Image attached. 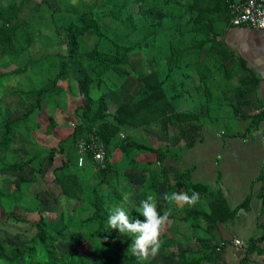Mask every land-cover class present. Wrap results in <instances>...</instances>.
<instances>
[{
  "label": "trees",
  "instance_id": "16d2710c",
  "mask_svg": "<svg viewBox=\"0 0 264 264\" xmlns=\"http://www.w3.org/2000/svg\"><path fill=\"white\" fill-rule=\"evenodd\" d=\"M29 1L0 5V87L16 85L14 92L27 104L14 118L11 108L0 102V161L18 136L31 153L24 160L6 158L0 163V174L16 175L13 193L12 187L8 192L0 188V213L20 222L32 223L37 213L39 218L30 240L0 241V264H150L151 258L139 261L127 251L133 237L112 230L107 220L117 207H123L130 220H143L137 208L148 195L156 198L161 215L168 211V220L173 219L161 194L165 187L169 196L199 193L203 201L187 205L182 218L194 229L205 222L209 231L232 221L237 212L221 187L194 182L191 169L172 175L166 161L173 148L137 141L134 133L174 132L179 159L196 146L213 118L241 117L245 101L240 98L253 97L257 81L227 69L230 53L219 38L231 24L229 3L234 0H39L31 17L22 20L20 13ZM49 28L53 35L43 37ZM38 37L43 48L51 50L40 58L30 51ZM74 98L81 100L79 106ZM68 114L75 126L64 128L59 118ZM247 120V133H253L264 113ZM91 137L105 146L104 170L91 162L78 166L77 143ZM57 155L64 159L48 180L45 163ZM131 168L142 172L143 184L134 185L128 176ZM43 179L46 188L37 190ZM260 181L264 185V176ZM44 194L54 203V219L45 214L50 210L41 198ZM249 203L250 198L243 207ZM19 207L24 216L15 212ZM260 228L240 264H256L258 255L264 262L259 246L264 225ZM71 238H78V244L62 250ZM198 243L196 249L179 250L176 239L165 240L167 260L209 264L229 245L222 242L220 248L222 243L211 239Z\"/></svg>",
  "mask_w": 264,
  "mask_h": 264
},
{
  "label": "crops",
  "instance_id": "0c3cea01",
  "mask_svg": "<svg viewBox=\"0 0 264 264\" xmlns=\"http://www.w3.org/2000/svg\"><path fill=\"white\" fill-rule=\"evenodd\" d=\"M219 39L222 40L224 49L230 53L227 69L231 74H238L239 78L246 75L254 78L257 81L256 92L253 97L246 95L240 98L245 101L241 106L240 118H224L226 122L211 118L196 146L185 150L179 159L174 153L179 145L177 135L174 132H170V137L164 135V138H174L171 145L173 153L167 159L169 164L166 161V166L172 175L177 171L191 169L194 182L207 184L215 189L221 187L232 211L237 213L232 221L218 224L209 231L205 222L200 228L194 229L182 219L187 204L169 202V209L174 218L169 219L162 230L164 233L170 232V236L162 233L160 236L162 246L157 256L162 258H159V264L178 261V258L167 260L170 251L164 242L170 238L177 240L176 247L179 250L196 249L201 239H211L218 245L227 242L229 245L224 248L220 246L217 260L209 264H240L248 241L257 237L262 231L260 227L264 225V185L263 181H260L261 176H264V120L259 129L247 133L250 123L247 117L264 113V30L246 26L235 27L230 24L222 29ZM232 84L237 86L238 79L234 78ZM219 123L220 129L216 131L218 126L215 124ZM63 159L62 155H57L54 160H47L55 164L51 170L52 179L53 170ZM133 171L140 177L138 183L143 184L145 178L142 172ZM165 188L161 191L162 197L165 195ZM248 198L250 203L245 209L243 204ZM202 201L199 199L197 204ZM190 232H199V235L191 236ZM226 234L229 236L226 237ZM233 239L243 241L244 245L231 244ZM259 246L264 251V242ZM261 257L258 255L256 264H264L260 260ZM151 259L154 261L155 258Z\"/></svg>",
  "mask_w": 264,
  "mask_h": 264
},
{
  "label": "rangeland",
  "instance_id": "374dc122",
  "mask_svg": "<svg viewBox=\"0 0 264 264\" xmlns=\"http://www.w3.org/2000/svg\"><path fill=\"white\" fill-rule=\"evenodd\" d=\"M39 0H30L24 10H22V12L20 13V17L22 20H26L29 17H31V15L34 13L33 8L39 3ZM85 1H90V0H85ZM16 2L18 3L19 0H0V5L1 6H8L9 3H13ZM38 2V3H37ZM75 2H77V0H75ZM54 30L52 28L49 29H44V33H43V37L50 36L51 34L53 35ZM39 38V37H38ZM42 40L39 38L38 41L35 43V45L31 48V53L33 55H35V57L40 58V57H44L45 55H47L51 50H47L45 48H43L42 46ZM66 43V42H64ZM63 47H65V44L63 46H61L60 49H62ZM16 66H11V68H14ZM23 82V80H21ZM17 84V81H16ZM16 85L12 86H8L7 88L4 87H0V92L3 91V89H5L2 93H0V102L7 104L11 110H12V117L17 118L19 116H21L26 110H27V104H25L23 102L22 99H20L18 97V95L14 92V88ZM183 101V99L181 100V102ZM66 99L62 101L61 106L66 107ZM73 104L79 106L81 104V100L79 98H74L73 99ZM46 110H48V112L50 111L49 109L46 108ZM48 112H44V113H48ZM233 117L230 116V119H232ZM62 120L63 122V127H68L70 126L71 121L73 120V118L68 114L66 115L64 118L61 117L59 118ZM229 120V119H228ZM224 121V120H223ZM226 122V121H224ZM223 122V123H224ZM208 124V123H207ZM220 123L219 124H215V126H218V130L220 129ZM207 126V125H206ZM149 130H146L144 132H136L134 133L136 135V137L138 138L137 141H144L147 142L149 144H153L155 147H162V146H171L173 144V140L174 138H164V135L162 133H160L159 130L155 129V130H151L150 132H147ZM26 140L25 139H21V137H17L15 142L13 143V145L11 146L10 151H8L6 153L5 160L4 161H0V163L6 161L7 158V162H10L14 159H19V160H24L27 158V156H30V152L28 151L29 146H27V144H25ZM53 142V141H52ZM55 143V142H54ZM169 144V145H168ZM1 156V155H0ZM3 157V156H2ZM64 158V157H63ZM4 159V158H3ZM167 164H169V162L167 161ZM57 165V164H56ZM45 178L47 176V179H52L51 177V170L53 169V167L55 166V164H51V161H47V164L45 165ZM26 175V173H25ZM3 176V177H1ZM128 176L130 178H132L134 185L138 186L141 185V183L139 184L138 182L140 181V177L139 175L135 174L134 171L131 169L128 170ZM0 188L3 189L4 191L8 192L7 188H11L13 186V183L16 179V175L15 173L9 172V171H5L4 173L0 174ZM207 178H205L206 180ZM135 180H139V181H135ZM204 181V180H203ZM40 186H37V190H42L43 188H46V181L43 179L39 182ZM12 185V186H11ZM13 187L10 190V193H13ZM32 193V192H31ZM42 199L45 200V205H49L48 209L50 211H48L49 213H45L48 217V219H54L56 216V212H55V206L53 201L51 203H48V197L47 195H43L41 197ZM180 205V204H179ZM50 207L55 208L53 211H51ZM17 214L24 216V213L22 212L21 208H17L15 211ZM39 218L38 213L33 215V220L32 223L30 222H20L17 221L13 216H11L8 213H0V241H4V242H9V243H13V244H22L28 240H30L37 232L34 221H36ZM195 233L197 235H199V232H190V235L193 236L195 235ZM162 234H166L170 236V232H165L162 231ZM226 237H228L229 235L226 234ZM237 239H233L231 241H235ZM79 239L78 238H71L69 241H67L64 245L62 250L66 251L69 248L75 246L76 244H78ZM162 258V256H160ZM158 256L155 257L154 261H151V264H159L158 261L160 260ZM163 260V259H162Z\"/></svg>",
  "mask_w": 264,
  "mask_h": 264
},
{
  "label": "clouds",
  "instance_id": "9594fccd",
  "mask_svg": "<svg viewBox=\"0 0 264 264\" xmlns=\"http://www.w3.org/2000/svg\"><path fill=\"white\" fill-rule=\"evenodd\" d=\"M261 27H264V21H261ZM164 199L170 203L195 206L199 200V193L193 191L191 196L183 192L172 193L170 196L165 194ZM137 211L143 220L132 221L123 207H117L109 215L107 224L112 230H118L120 234L133 237L127 251L137 260L147 261L149 258L154 259L159 253L162 246L160 236L170 213L165 211L163 215L160 214L153 195H148L146 199L141 200Z\"/></svg>",
  "mask_w": 264,
  "mask_h": 264
},
{
  "label": "built area",
  "instance_id": "2783aa9c",
  "mask_svg": "<svg viewBox=\"0 0 264 264\" xmlns=\"http://www.w3.org/2000/svg\"><path fill=\"white\" fill-rule=\"evenodd\" d=\"M232 14L231 25L235 27L246 26L253 29L264 30L261 21H264V0H236L229 3ZM75 126L74 122L71 123ZM78 166L83 167L89 162L96 164L100 169H106L107 152L105 146L96 141L94 137L90 140L80 139L77 143ZM99 157V158H98ZM235 246H243L240 240L231 241ZM223 243L222 246L223 247Z\"/></svg>",
  "mask_w": 264,
  "mask_h": 264
}]
</instances>
